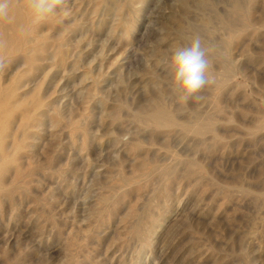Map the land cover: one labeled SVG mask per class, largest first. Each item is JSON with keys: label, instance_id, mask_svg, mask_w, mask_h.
I'll use <instances>...</instances> for the list:
<instances>
[{"label": "rangeland", "instance_id": "rangeland-1", "mask_svg": "<svg viewBox=\"0 0 264 264\" xmlns=\"http://www.w3.org/2000/svg\"><path fill=\"white\" fill-rule=\"evenodd\" d=\"M36 26L34 67L20 55L0 74L22 71L18 91L38 102L20 155L30 184L1 204L0 264H264V0H64ZM193 33L219 50L216 80L181 105L167 61ZM153 100L218 119L220 139L156 132L136 117ZM153 165L165 184L146 180Z\"/></svg>", "mask_w": 264, "mask_h": 264}, {"label": "bare ground", "instance_id": "bare-ground-1", "mask_svg": "<svg viewBox=\"0 0 264 264\" xmlns=\"http://www.w3.org/2000/svg\"><path fill=\"white\" fill-rule=\"evenodd\" d=\"M238 4V1H234V5ZM11 14L14 16L12 26L15 27L13 34L16 41L6 47L0 45V60L4 63V67L0 69V74L1 70L14 69L16 67L13 65L14 60L20 55L27 65V70H31L34 67L37 54L47 48V43L44 41L47 36L37 31L36 21L29 14L25 1L12 0ZM45 19H50V16ZM7 24L6 22H0V40H9L8 37L11 33L6 31L7 27L5 25ZM223 27L227 30L224 33L228 34V36H231L234 32L229 25L223 24ZM224 39V43L230 42V40ZM220 57L223 61H227L226 47L223 48ZM21 72L17 70L11 78H8L9 82L7 84L1 80L0 75V211L2 201L6 198L8 199L16 189L28 184L32 174V170H28L24 166L20 155L25 146L24 142L27 132L34 126L33 122L38 121V115L35 112L38 102L35 97L33 99L28 98V92L24 88L18 91L22 87V85H18L19 79H17ZM61 117V112L59 110L56 111L53 114V123L55 125L58 124ZM136 117L138 121L150 126L158 133L170 134L172 131L177 130L183 135L192 134L197 137H204L210 134L213 139H220V134H218L219 131L216 127L218 119L199 111H195L190 117L188 116V118L182 120L177 116V112L174 109L157 100H153L151 104L143 107L138 114L136 113ZM257 127H264L263 119ZM207 138L209 139V137ZM31 164L32 162H28V167H31ZM166 169L167 167L163 165L149 167L144 172V175H147L146 180H149L156 173L158 174L159 186L165 184L169 174L167 172L168 169ZM141 225L143 224L141 223ZM141 225L138 223V231L144 236L146 234L145 238L148 240L147 235L153 230L154 226L151 229L145 228L143 230L140 227Z\"/></svg>", "mask_w": 264, "mask_h": 264}, {"label": "clouds", "instance_id": "clouds-1", "mask_svg": "<svg viewBox=\"0 0 264 264\" xmlns=\"http://www.w3.org/2000/svg\"><path fill=\"white\" fill-rule=\"evenodd\" d=\"M26 8L34 21L39 22L62 9L64 0H25ZM12 0H0V22L12 23ZM67 11L64 15H67ZM220 55L217 47L206 41L199 33L187 38V43L171 50L168 58L171 91L178 104L202 99V91L215 83L213 64ZM4 63L0 60V69Z\"/></svg>", "mask_w": 264, "mask_h": 264}]
</instances>
